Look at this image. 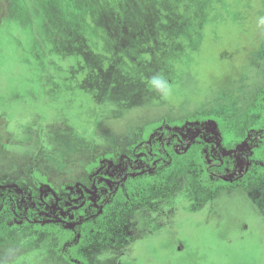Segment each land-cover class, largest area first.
<instances>
[{"label": "rangeland", "instance_id": "obj_1", "mask_svg": "<svg viewBox=\"0 0 264 264\" xmlns=\"http://www.w3.org/2000/svg\"><path fill=\"white\" fill-rule=\"evenodd\" d=\"M263 90L264 0H0V185L89 190L90 164L118 171L158 122L218 115L243 135ZM173 169L110 209L87 263L264 264V181L211 193L187 157ZM0 264L69 263L28 225L0 230Z\"/></svg>", "mask_w": 264, "mask_h": 264}, {"label": "flooded vegetation", "instance_id": "obj_2", "mask_svg": "<svg viewBox=\"0 0 264 264\" xmlns=\"http://www.w3.org/2000/svg\"><path fill=\"white\" fill-rule=\"evenodd\" d=\"M260 111H264V90L255 106L249 110L251 116L256 115L255 121L245 128L243 135L238 137L234 134L231 140H225L221 130L219 134L208 123L194 117L169 125L154 123L159 125L157 131L147 139L142 135L130 151L120 158L118 171H110L111 154L87 167L91 181L89 190L66 188L57 194L55 190L43 189L46 178L42 176L36 183L42 194L38 198L24 192L15 196L0 185V190H5L0 191V230H17L30 225L55 240L58 253L67 263L88 264L82 253L83 248L93 236L105 233L110 209L117 203L131 206L143 201L149 195V187L163 184L174 170L176 161L182 157L190 160L197 185L211 193L232 186H245L254 180L264 181V126L257 130L252 128L255 123H260ZM233 126L236 128L235 122ZM211 131L215 135L212 136ZM199 153H203V162L208 167H196ZM161 162L167 168L152 175ZM142 178L147 179L144 184L138 182ZM68 207L75 212V216L72 215L69 220L72 221L71 228L67 226L69 221L65 220L64 215ZM48 227L69 232V238L61 243L58 234L48 230ZM72 246H75L74 257L81 259L68 261L64 257L71 255Z\"/></svg>", "mask_w": 264, "mask_h": 264}, {"label": "trees", "instance_id": "obj_3", "mask_svg": "<svg viewBox=\"0 0 264 264\" xmlns=\"http://www.w3.org/2000/svg\"><path fill=\"white\" fill-rule=\"evenodd\" d=\"M260 113H261L260 123H255L252 126V128H254L256 130L264 126V111H260ZM194 118L198 121H203L206 124L208 123V125H210L213 129L217 130L219 134H220L219 131L221 130V133L223 134L225 140H231V138L233 137L234 134H236V136L240 137V135L235 133L236 128L233 126L234 121H232L231 119L223 118V117H220L218 115H199V116H196ZM158 126H159L158 124L146 125L144 128V138L147 139L152 132L157 131ZM239 141H240V139L238 138V142ZM198 151L199 150H195L194 152H198ZM196 158H197L196 167L198 169L202 168V166L204 168L208 167L207 163L203 162V159H204L203 153L202 154L199 153V155L196 156ZM165 168H167V165L165 163H162V162L158 163V165L156 166V170H155V172H153L152 175H155V173L157 171H160L161 169H165ZM146 181H147V179L142 178L138 182L140 184H144ZM208 182L210 185H214L212 182H210V181H208ZM48 230L58 234L61 243H63L66 239L69 238V236H68L69 232H67V231L55 230L54 228H51V227H48ZM74 250H75V246H72L70 248L71 255H69V254L64 255V257L68 261L71 259H76V258L81 259L79 257H76V258L74 257V255H73Z\"/></svg>", "mask_w": 264, "mask_h": 264}, {"label": "clouds", "instance_id": "obj_4", "mask_svg": "<svg viewBox=\"0 0 264 264\" xmlns=\"http://www.w3.org/2000/svg\"><path fill=\"white\" fill-rule=\"evenodd\" d=\"M151 83H153L154 85H156V84H159L160 83V80H159L158 77H153Z\"/></svg>", "mask_w": 264, "mask_h": 264}]
</instances>
